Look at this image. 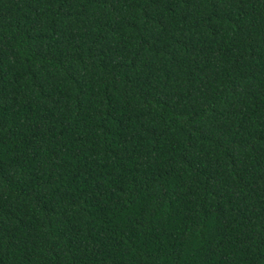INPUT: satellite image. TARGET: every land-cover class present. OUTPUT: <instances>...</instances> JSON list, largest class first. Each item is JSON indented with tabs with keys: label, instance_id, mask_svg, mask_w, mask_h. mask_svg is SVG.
<instances>
[{
	"label": "trees",
	"instance_id": "obj_1",
	"mask_svg": "<svg viewBox=\"0 0 264 264\" xmlns=\"http://www.w3.org/2000/svg\"><path fill=\"white\" fill-rule=\"evenodd\" d=\"M0 264H264V0H0Z\"/></svg>",
	"mask_w": 264,
	"mask_h": 264
}]
</instances>
